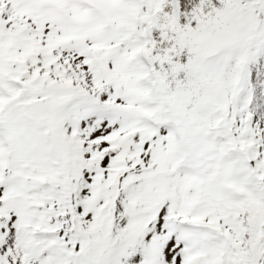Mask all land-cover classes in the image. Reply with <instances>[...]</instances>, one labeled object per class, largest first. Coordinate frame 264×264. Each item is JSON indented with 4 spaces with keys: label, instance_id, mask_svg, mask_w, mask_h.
<instances>
[{
    "label": "snow or ice",
    "instance_id": "6c2138e0",
    "mask_svg": "<svg viewBox=\"0 0 264 264\" xmlns=\"http://www.w3.org/2000/svg\"><path fill=\"white\" fill-rule=\"evenodd\" d=\"M0 264H264V0H0Z\"/></svg>",
    "mask_w": 264,
    "mask_h": 264
}]
</instances>
